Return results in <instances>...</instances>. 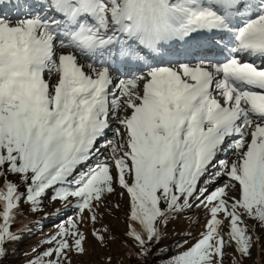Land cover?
I'll list each match as a JSON object with an SVG mask.
<instances>
[{"label": "snow or ice", "instance_id": "1", "mask_svg": "<svg viewBox=\"0 0 264 264\" xmlns=\"http://www.w3.org/2000/svg\"><path fill=\"white\" fill-rule=\"evenodd\" d=\"M117 195L129 264L193 210L161 264H264V0H0V264L45 201L26 264H73Z\"/></svg>", "mask_w": 264, "mask_h": 264}, {"label": "rangeland", "instance_id": "2", "mask_svg": "<svg viewBox=\"0 0 264 264\" xmlns=\"http://www.w3.org/2000/svg\"><path fill=\"white\" fill-rule=\"evenodd\" d=\"M257 63L259 62L257 61ZM226 158L230 161V154ZM112 203H120L121 211L116 212L115 215L106 214L104 217V223L110 227V232L115 239H106L104 244H100L89 236L88 241L85 244L87 249L86 253L80 257H73V264H109V257L111 258V264H129V258L126 255L128 249L123 243L126 200L121 199L117 195L112 198ZM57 207H59L58 203L51 204L45 201L44 212L38 213L35 216L26 213L19 217L17 220V226L22 223H30L32 234L26 235L19 243L9 246L8 255H13V260L10 264H26L33 248L40 247L41 250H43V248L48 247V245H44L42 242L56 231V221L51 215H49L47 219H44L43 217L44 213H52ZM197 215L198 210H193L186 216L169 224L166 238L160 245L165 249V255L155 257L151 261V264L163 261L166 257L174 255L177 251H183L182 248L178 249L176 247L178 242L182 243L184 239H188L189 244L194 242L197 234L203 228V219H201L199 226H193L192 221L197 218ZM41 224L44 225L42 230L40 228ZM189 232L191 235H189ZM262 243H264V241H262ZM14 247H16L15 250H13ZM185 247H187V245H185ZM228 251L230 256L231 250L229 249ZM225 264H228V259L225 260Z\"/></svg>", "mask_w": 264, "mask_h": 264}, {"label": "trees", "instance_id": "3", "mask_svg": "<svg viewBox=\"0 0 264 264\" xmlns=\"http://www.w3.org/2000/svg\"><path fill=\"white\" fill-rule=\"evenodd\" d=\"M15 249H16V247L13 248V250H15ZM12 260H13V255H7V257L4 259L3 264H10ZM161 262L162 261H158V262H155L153 264H161Z\"/></svg>", "mask_w": 264, "mask_h": 264}, {"label": "bare ground", "instance_id": "4", "mask_svg": "<svg viewBox=\"0 0 264 264\" xmlns=\"http://www.w3.org/2000/svg\"><path fill=\"white\" fill-rule=\"evenodd\" d=\"M47 76V75H46ZM46 78V77H45ZM115 122L113 121V124H114ZM108 136H109V138L112 136V132L111 131H109V133H108ZM230 158L232 159L233 157L231 156V154H230Z\"/></svg>", "mask_w": 264, "mask_h": 264}]
</instances>
